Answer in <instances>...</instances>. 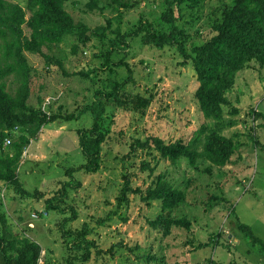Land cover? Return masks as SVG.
<instances>
[{"label":"rangeland","instance_id":"1","mask_svg":"<svg viewBox=\"0 0 264 264\" xmlns=\"http://www.w3.org/2000/svg\"><path fill=\"white\" fill-rule=\"evenodd\" d=\"M25 7L27 0H8ZM89 0L65 3L75 21L88 26L89 41L72 44L73 35L44 47L50 65L39 53L25 52L30 65L27 103L53 121L34 131L23 148L17 172L30 195L21 197L0 183V235L11 232L41 246L38 264H264V256L238 228L249 226L264 241V68L257 63L237 73L228 93L235 111L224 108L221 135L236 144L229 162L217 166L200 160L196 167L181 160L172 164L153 144L155 139L187 142L201 125L216 122L201 112L199 85L190 59L174 46L151 47L138 38L125 50L101 55L93 32L109 26L124 30L139 21L154 22L167 9L165 0H122L125 6L89 10ZM230 0H198L185 7L177 23L187 32L191 51L208 39L212 25ZM102 5V4H101ZM78 41V40H77ZM59 62V63H58ZM122 81L123 99L105 108L107 129L97 168L84 170L78 132L92 123L89 112L96 89ZM14 93L18 78H5ZM21 127L6 132L4 152L18 139ZM9 140V141H8ZM162 175L184 192L169 223L159 198L147 196L151 182ZM182 220V221H181ZM70 232V235H64ZM89 245L70 250L75 235Z\"/></svg>","mask_w":264,"mask_h":264},{"label":"trees","instance_id":"2","mask_svg":"<svg viewBox=\"0 0 264 264\" xmlns=\"http://www.w3.org/2000/svg\"><path fill=\"white\" fill-rule=\"evenodd\" d=\"M165 1L167 9L157 21H139L124 30L117 26L110 31L107 26L95 30L92 36L99 41L103 56L112 50H125L130 39L138 38L141 43L151 47L174 46L183 58L190 59L199 82L195 91L199 108L207 119L216 122V128L201 125L187 142L155 139L153 144L172 164L185 160L189 166L196 167L200 160H208L214 165L224 166L237 147L230 138L219 132L224 108L229 113L235 111L228 93L238 72L255 63L264 68V0H230L221 12L220 20L212 25L211 36L201 44L193 45L191 51L186 49L187 32L177 20L183 15L185 7H194L198 0ZM66 2L76 4L77 0H27L25 7L16 2L0 0V183L21 197L30 195L23 188L17 172L23 148L29 143L26 135L28 125H34L33 130L36 131L55 119L54 115L47 116L41 108H33L27 103L31 68L25 52L41 54L50 65L51 57L43 52L44 47L60 43L72 35L78 40L72 44L73 51L77 43L85 45L89 41L88 26L74 20L65 8ZM104 6L118 10L119 6H125V2L89 0L86 4L89 10ZM10 75L18 78L14 93L7 90L5 82ZM123 86L124 82L118 80L106 83L105 89L95 90L91 104L82 110L92 116L91 125L78 132L80 150L85 159L84 170L97 168L100 145L107 131L104 127L105 108L108 103L122 101ZM16 125L21 127V134L11 142V151L4 152L2 142L6 137L5 130L10 131ZM151 183L153 185L147 190V196L159 198L164 211L153 224H167L173 209L183 202L184 192L162 175ZM2 221H5V217ZM238 228L250 239L251 246L264 256V241L255 237L248 225L239 222ZM64 235H70V232L65 231ZM74 235L68 248L83 249L78 259L86 260L89 245L82 243L85 240H80V234ZM40 252L41 246L27 237H16L11 232L0 235V264H38ZM76 259V256L69 257L67 264H74ZM209 264L224 263L211 260Z\"/></svg>","mask_w":264,"mask_h":264},{"label":"built area","instance_id":"3","mask_svg":"<svg viewBox=\"0 0 264 264\" xmlns=\"http://www.w3.org/2000/svg\"><path fill=\"white\" fill-rule=\"evenodd\" d=\"M9 141V140H8Z\"/></svg>","mask_w":264,"mask_h":264}]
</instances>
